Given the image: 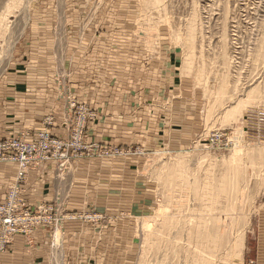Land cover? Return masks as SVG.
Masks as SVG:
<instances>
[{
    "label": "rangeland",
    "instance_id": "374dc122",
    "mask_svg": "<svg viewBox=\"0 0 264 264\" xmlns=\"http://www.w3.org/2000/svg\"><path fill=\"white\" fill-rule=\"evenodd\" d=\"M12 69L44 108L0 137V254L264 264V0H0Z\"/></svg>",
    "mask_w": 264,
    "mask_h": 264
},
{
    "label": "crops",
    "instance_id": "0c3cea01",
    "mask_svg": "<svg viewBox=\"0 0 264 264\" xmlns=\"http://www.w3.org/2000/svg\"><path fill=\"white\" fill-rule=\"evenodd\" d=\"M12 65V64H11ZM3 80H6V84L0 85V95H5L6 102L9 104H5L4 106H0V137L3 136V131H7V129L12 128H23L32 122H34L36 112L39 109H43L44 107H36L35 104L38 101H34L31 98V101L24 100V97H21L19 103H13L14 94L22 95L17 88H14V80H18L21 77L16 76L13 72H6L1 75ZM39 99V95H38ZM11 101V102H8ZM45 102L44 97L42 100ZM35 110H37L35 112ZM4 111L5 114L2 112ZM57 133H61L62 129L57 128ZM6 136V134H5ZM16 174V165L11 162H0V201L3 199L6 186L11 183ZM36 174V172L34 173ZM37 186L35 187V192L44 196L45 194V185L42 182V177H37ZM41 191V192H40ZM81 256L84 255L85 259L79 261H72V264H91L89 258L93 257V250L81 251ZM84 253V254H83ZM99 253V252H98ZM41 261L45 260L44 251H29L24 247L23 239L21 237H17L15 243L10 248L9 252L5 254H0V264H41Z\"/></svg>",
    "mask_w": 264,
    "mask_h": 264
},
{
    "label": "built area",
    "instance_id": "2783aa9c",
    "mask_svg": "<svg viewBox=\"0 0 264 264\" xmlns=\"http://www.w3.org/2000/svg\"><path fill=\"white\" fill-rule=\"evenodd\" d=\"M10 142L7 144L8 148H16L18 145H20V143H16V141H14V139L9 140ZM19 162V166L20 168L18 169V174H17V178L21 179L22 177H24L25 172L23 171V167L24 164L26 163V161L28 160V156H26L24 153H20L18 158H16Z\"/></svg>",
    "mask_w": 264,
    "mask_h": 264
}]
</instances>
